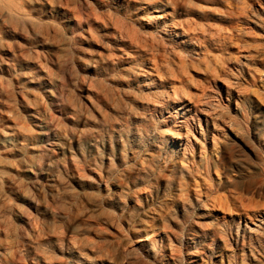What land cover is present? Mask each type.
I'll return each instance as SVG.
<instances>
[{
	"label": "rangeland",
	"instance_id": "374dc122",
	"mask_svg": "<svg viewBox=\"0 0 264 264\" xmlns=\"http://www.w3.org/2000/svg\"><path fill=\"white\" fill-rule=\"evenodd\" d=\"M0 264H264V0H0Z\"/></svg>",
	"mask_w": 264,
	"mask_h": 264
},
{
	"label": "bare ground",
	"instance_id": "6f19581e",
	"mask_svg": "<svg viewBox=\"0 0 264 264\" xmlns=\"http://www.w3.org/2000/svg\"><path fill=\"white\" fill-rule=\"evenodd\" d=\"M179 24H181V23H179ZM114 55H116V54H114ZM4 62H5V61H4ZM156 64H157V63H156ZM158 66H159V65H158ZM58 97H59V96H58ZM58 97H57V98H55V100H56V102H58V103H59L60 99H59ZM72 105H73V104H72ZM36 124H37V125H41V124H42V122L38 120V121L36 122ZM52 145H53V144H52ZM51 150H53V149H51V148L49 147V149L47 150V151H48V153H52V152H51Z\"/></svg>",
	"mask_w": 264,
	"mask_h": 264
}]
</instances>
